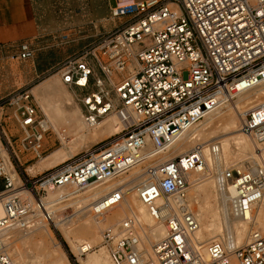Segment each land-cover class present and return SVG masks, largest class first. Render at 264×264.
<instances>
[{
    "label": "built area",
    "instance_id": "built-area-1",
    "mask_svg": "<svg viewBox=\"0 0 264 264\" xmlns=\"http://www.w3.org/2000/svg\"><path fill=\"white\" fill-rule=\"evenodd\" d=\"M111 17L122 22L55 70L87 125L115 112L125 127L40 173L24 175L18 170L20 156L40 159L50 129L30 90L17 88L0 97V231L32 228L37 214L51 221L49 190L83 189L145 162L138 198L154 219H163L166 233L152 245L154 260L144 261L132 216L105 227L102 242L112 264H264V232L257 228L230 249L211 241L208 259L201 256L191 238L199 220L185 189L190 174L204 170L203 147L198 143L181 154L174 150L183 133L208 113L264 84V0L131 1L112 7ZM32 56L29 45L21 43L18 58ZM7 120L16 123L18 136L8 133ZM240 128L264 150V101L245 111ZM148 146L151 158L144 155ZM208 149L215 158L209 169L218 189L230 194L231 214L253 221L255 211L264 210V164L223 166L218 143ZM162 155L167 156L162 160ZM15 177L31 200L13 192ZM124 195V188L115 187L91 211L102 214ZM92 248L81 244L80 253ZM0 264H19L2 239Z\"/></svg>",
    "mask_w": 264,
    "mask_h": 264
},
{
    "label": "bare ground",
    "instance_id": "bare-ground-1",
    "mask_svg": "<svg viewBox=\"0 0 264 264\" xmlns=\"http://www.w3.org/2000/svg\"><path fill=\"white\" fill-rule=\"evenodd\" d=\"M56 74L38 85L35 88V94L41 103L40 110L45 116L47 127L60 134L59 139L63 145L73 147L80 144L82 145L80 148L85 149L98 140L118 133L125 127V123L115 112L109 113L94 126L87 125L71 92L59 87ZM262 101H264V84L239 93L231 104L219 106L188 128L174 149L177 154H181L198 143L203 147L206 165L203 171L190 174V184L185 189V195L199 220V227L191 238L194 247L205 260L208 259L206 247L211 241H220L230 249L232 244L239 245L246 240L250 229L257 228L264 232L262 208L255 211L251 222L231 214L230 194L217 187L214 173L209 169L214 164L215 158L208 149L209 144L218 143L220 163L223 166H231L230 164L236 161L241 163L239 166L244 167L264 164V150H258V144L240 128L241 116L245 111ZM60 126L65 128L59 132ZM67 135L71 137L70 141L66 140ZM148 147L144 155L151 158L153 157L151 147ZM166 156L162 155L161 159H165ZM142 163L145 162L131 167L126 172L127 175L124 173L115 179L96 182L83 189L65 185L47 191V208L53 212L52 224L54 222V228L57 227L64 239L70 243L79 264H112L107 247L102 242V230L119 223L127 216H132L138 224L140 237L138 247L143 260H154L152 245L165 235L166 230L163 219H154L138 198L137 187L145 177ZM17 179L20 178L15 177L13 192L23 194L26 200H31V195L21 186V179L20 184H16ZM118 186L124 188L123 200L116 207L102 214L90 215L95 202ZM72 194H77L75 202L65 203L66 197ZM126 195H129V198ZM70 206L75 209L73 217L70 215V217L60 218L57 212L68 209ZM3 214V199L0 196V218ZM38 217H40L39 214L34 217L36 220L32 228L20 229L10 226L0 231V239L3 240L9 256L19 264H70L59 242L51 236V222L44 220L43 217L37 219ZM95 227L99 230L104 227L100 236L96 235ZM6 230H9V233L5 240ZM46 237L50 238L54 248L47 245ZM17 242H20L22 246L18 247ZM81 244H88L91 247L96 244L97 249H90L84 254L85 258H82ZM230 257L233 258L231 253Z\"/></svg>",
    "mask_w": 264,
    "mask_h": 264
},
{
    "label": "crops",
    "instance_id": "crops-1",
    "mask_svg": "<svg viewBox=\"0 0 264 264\" xmlns=\"http://www.w3.org/2000/svg\"><path fill=\"white\" fill-rule=\"evenodd\" d=\"M118 1L0 0V48H10L18 58L20 44L27 43L37 76L98 42L113 23H121L111 17Z\"/></svg>",
    "mask_w": 264,
    "mask_h": 264
},
{
    "label": "rangeland",
    "instance_id": "rangeland-1",
    "mask_svg": "<svg viewBox=\"0 0 264 264\" xmlns=\"http://www.w3.org/2000/svg\"><path fill=\"white\" fill-rule=\"evenodd\" d=\"M140 1H145L147 3H154L157 0H140ZM126 3H128V1L119 0L116 4L122 5V4H126ZM114 24L115 23H113V28H115L117 26ZM16 54H13L12 51L10 50V48H0V97L10 93L11 91H13L17 88L27 89V90H30L32 92V94L34 95L35 103L37 104L38 109L40 110L41 109V103L35 94V88L38 85H40L41 83H43L45 80H47L48 78L52 77L56 73V70H55L56 67L47 71V72H44L42 74H38L36 76V73L34 70L35 61L33 63V59L20 60L16 57ZM56 76L58 79L59 87L65 88L66 90H68L66 88V86L61 82L59 75L56 74ZM72 96H73V94H72ZM73 99H74V97H73ZM74 101H75V99H74ZM75 103H76V101H75ZM7 121H9V120H7ZM5 127L8 131V133H10L13 136H18L20 134V130L17 127L16 123H14L12 121H9L7 123V125H5ZM63 128H65V127L60 126L59 132ZM58 134L59 133L55 132L54 130H49L45 134V138L43 140V153H42V156L40 159L33 158L30 155L24 156V157L20 156L21 159H20V163H18V170H20L24 175H26V174L34 175V174H37V173L44 171L47 168L52 167L53 165L67 159L69 156H71V155H73V154H75L78 151L83 149V148L82 149L80 148L82 146L80 144L77 146H73V147H70L69 145H63L62 142L60 141L61 139H59L60 134L59 135ZM66 140L70 141L71 137L69 135H67ZM96 142H94V143H96ZM87 147H89V146H87ZM145 164L146 163H142V165H141L142 169H145ZM230 165L231 166L232 165H238L239 166V165H241V163H239V161H236L234 163H231ZM244 165L246 166V163ZM127 174L128 173H126V175ZM20 176L22 177L21 174H20ZM16 184L17 185L20 184V179L19 180L17 179ZM1 186L2 185L0 184V188H1ZM70 196L66 197V199L64 201L65 203L66 202H70V203L75 202V200H76L75 197H77V194H72ZM126 197L129 198V195H126ZM70 207H72V206H70ZM70 207H68V209L66 208L65 210L60 211L59 213L57 212L58 216L60 218L67 217V216L70 217V215L72 216L73 213L75 212L74 211L75 209L73 207L72 208H70ZM89 214L93 215L94 213L91 211ZM40 218L41 217H38L37 219H40ZM50 222L52 224V221H50ZM53 225H54V222H53ZM54 226L50 225V228L52 229V235L51 236L54 238V240L56 242H59L60 248H61L62 252L64 253V255L66 256V258L68 259L69 263L70 264H79V261H78L77 257L75 256L76 253L70 247L71 246L70 243H68V241H66V239H64L61 232L57 229V227L54 228ZM103 228L104 227H102L99 230V228L95 227L96 235L100 236L101 230ZM6 233H7V235H6ZM8 233H9V230H6L5 240L8 237ZM47 238L48 237H46V239H45V241L47 242V245H49L51 248H54L52 245V241H50V238H48V239ZM16 245L18 247L22 246L20 242H17ZM93 248L97 249V245L95 244L93 246ZM81 257L85 258V255H82Z\"/></svg>",
    "mask_w": 264,
    "mask_h": 264
},
{
    "label": "trees",
    "instance_id": "trees-1",
    "mask_svg": "<svg viewBox=\"0 0 264 264\" xmlns=\"http://www.w3.org/2000/svg\"><path fill=\"white\" fill-rule=\"evenodd\" d=\"M1 190V189H0Z\"/></svg>",
    "mask_w": 264,
    "mask_h": 264
}]
</instances>
